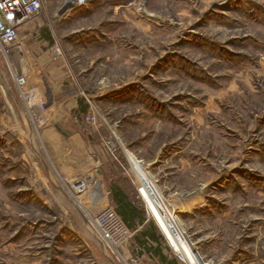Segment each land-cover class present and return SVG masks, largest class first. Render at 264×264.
I'll list each match as a JSON object with an SVG mask.
<instances>
[{
  "label": "rangeland",
  "instance_id": "374dc122",
  "mask_svg": "<svg viewBox=\"0 0 264 264\" xmlns=\"http://www.w3.org/2000/svg\"><path fill=\"white\" fill-rule=\"evenodd\" d=\"M76 1L43 0L20 28V51L0 52V264L102 262L93 235L82 230L87 252L63 230L81 224L103 177L110 199L120 186L145 209L142 228L152 223L177 264H191L181 245L195 264H264V0ZM55 123L83 135L93 166L65 175L89 176L74 203L37 137ZM138 228L122 248L156 264L136 253Z\"/></svg>",
  "mask_w": 264,
  "mask_h": 264
},
{
  "label": "built area",
  "instance_id": "2783aa9c",
  "mask_svg": "<svg viewBox=\"0 0 264 264\" xmlns=\"http://www.w3.org/2000/svg\"><path fill=\"white\" fill-rule=\"evenodd\" d=\"M42 9L43 0H0V52L6 59L14 56L23 46L20 40L21 26L39 15ZM49 51L52 59H59L63 56L62 49L57 42L50 46ZM14 80L21 89L22 99L27 98L29 104L34 102L31 93L23 89L25 78L16 74ZM88 177L85 175L75 180H69L67 183L68 192L73 196L83 194L89 188ZM85 215L89 217V227L102 248H107L110 255H112L111 248H115L116 253H113L121 264H141L137 257L122 248L125 245L128 246V240L133 232L112 205H107L95 213L88 212ZM125 253L128 255L127 259H124Z\"/></svg>",
  "mask_w": 264,
  "mask_h": 264
},
{
  "label": "crops",
  "instance_id": "0c3cea01",
  "mask_svg": "<svg viewBox=\"0 0 264 264\" xmlns=\"http://www.w3.org/2000/svg\"><path fill=\"white\" fill-rule=\"evenodd\" d=\"M49 57L51 58V56H49ZM56 124H57V126H56ZM28 136H30V135L28 134ZM37 137H39L40 141L42 142L41 143L43 145L42 148H44L46 150L47 157L53 163V166H55L56 171L59 174V176H58L59 177V180H58L59 183L56 180H54L52 177H50L54 180V181L52 180L53 184L55 185V187L59 191H62L64 197L66 196L65 198L69 199L70 201H72L74 203V201L71 198V194L67 192V183H68L69 179H67V177L65 175H72L75 172H79V174L84 173L86 170L93 167L90 164L89 159L85 156L84 147H86L87 145H86V141H85L83 135L79 131H76V130L75 131L65 130L63 125H61L59 123H55L54 125H49L43 129H41V131H37ZM49 149H50V152H49ZM56 159L57 160L59 159L61 161V162L59 161L61 163L60 166L55 165ZM59 167L64 168L66 170V173H63L61 170H59ZM49 174L51 175V173H49ZM25 194H27V192H25ZM86 195H87L86 199L89 201L90 204L87 205L85 203V201L83 202V204H84L83 211L85 213H88V212H94L95 213V212H98L101 209H103L105 206L110 205V201H111L110 191L107 187V183H106L104 177L101 179L99 178V180H97L96 189L93 190L91 193H88ZM98 196L100 199L104 200V204L102 207H100V206L95 207V205L93 204V202L98 198ZM83 211L81 210L83 215H80L81 224L77 225L74 219L70 220L68 218L70 220L69 227L63 231H65L66 233H69L70 235H74V236H76L78 234L79 237H77V238L79 239L80 242L77 241L76 239H74L73 241H77V242L81 243V245L83 247V251L90 252L89 249L95 248V246L93 245L92 241H91V243H89V240L85 236L86 233H82V230H83V232L87 231L89 236H91V235L94 236V234H93L92 230L90 229L89 225L87 224L88 221H87V218L85 216V213H83ZM70 212L75 213L74 209ZM142 226L143 225L139 226L138 232L142 228ZM81 235H83V236H81ZM62 238H65V237L62 236ZM87 240H88V242H87ZM86 242L89 245L86 244ZM155 244L156 243H154V245ZM82 247H80L78 249L79 253H81ZM137 247L139 248L138 245H137ZM100 249L103 252L105 257L103 258L102 262H99V264H114L113 260H111L112 258L106 253V251L101 246H100ZM162 249H163V247H162ZM141 250H142L143 256L144 255L147 257L150 256V259L152 261H154L156 264H167L165 261H163L160 258L158 253L157 254L153 253V252L148 253L143 248H141ZM163 252L165 254L164 250H163ZM165 256L168 259L167 254H165ZM152 258H154V259H152Z\"/></svg>",
  "mask_w": 264,
  "mask_h": 264
},
{
  "label": "trees",
  "instance_id": "16d2710c",
  "mask_svg": "<svg viewBox=\"0 0 264 264\" xmlns=\"http://www.w3.org/2000/svg\"><path fill=\"white\" fill-rule=\"evenodd\" d=\"M111 200L115 205L117 213L130 228H137L145 223L147 219L145 209L138 205L123 187L113 186L111 188ZM149 225L151 226L142 228L134 235V239L139 248L145 249L148 253H158L160 258L167 264H177L175 260L166 258L160 243L161 236L158 234L157 230L153 228L151 222ZM154 243L156 244L154 245ZM139 248L135 251L141 256L142 250Z\"/></svg>",
  "mask_w": 264,
  "mask_h": 264
},
{
  "label": "bare ground",
  "instance_id": "6f19581e",
  "mask_svg": "<svg viewBox=\"0 0 264 264\" xmlns=\"http://www.w3.org/2000/svg\"><path fill=\"white\" fill-rule=\"evenodd\" d=\"M74 4H78L77 3V1L75 0V2H74ZM133 166H135L136 167V162H134V164H133ZM90 172V171H89ZM93 172V171H92ZM133 172V171H132ZM141 173V174H140ZM134 174H135V176L136 177H134V178H136L135 179V181H136V183L138 184V186H139V188H140V190L141 191H143V194H146V195H148L149 197H150V199H151V201L157 206V205H159L160 206V201H159V199H158V197L155 195V188H154V185H153V183H152V181L150 180V178L149 177H147V175H144L143 174V172H139V174H138V172H134ZM54 177V176H53ZM93 179V178H92ZM91 179V180H92ZM93 184H95V183H93ZM104 190V189H103ZM81 208V207H80ZM164 213L165 212H167V211H163ZM87 218H88V220H89V217L87 216V215H85ZM163 219L167 222L168 221V218L169 217H167V215H165V214H163ZM88 224V223H87ZM89 225V224H88ZM165 231V233L167 232V228H166V230H164ZM174 231V230H173ZM174 234H175V232H174ZM170 237H173V235L171 234L170 235ZM179 242H180V240H179ZM180 244H181V242H180ZM109 246V245H108ZM181 246H183V251L185 252V254L187 255V256H185L186 257V259L188 258V260L190 261V263L191 264H195V253L193 252V251H191L192 252V254L191 253H189V251L187 250V248L184 246V245H181ZM105 249V248H104ZM107 249V248H106ZM105 249V251L107 252V254H109L108 253V251ZM109 249V248H108ZM110 250V249H109ZM113 253V252H112ZM114 254V253H113ZM112 254V255H113ZM114 256V258L116 259V256L115 255H113ZM128 258V256H125L124 255V259H127ZM112 260V259H111ZM116 261H117V259H116ZM117 263H118V261H117ZM199 264H207V263H205V261L203 262H201V263H199Z\"/></svg>",
  "mask_w": 264,
  "mask_h": 264
},
{
  "label": "water",
  "instance_id": "95a60500",
  "mask_svg": "<svg viewBox=\"0 0 264 264\" xmlns=\"http://www.w3.org/2000/svg\"><path fill=\"white\" fill-rule=\"evenodd\" d=\"M44 165H45V168H47V170H48V172L49 173H51L50 171H49V168L47 167V164L44 162ZM101 172H102V170H100ZM82 210V209H81ZM114 262V264H117L115 261H113Z\"/></svg>",
  "mask_w": 264,
  "mask_h": 264
}]
</instances>
